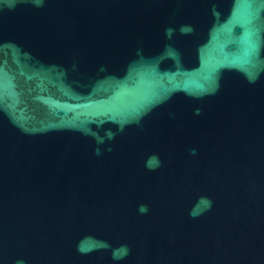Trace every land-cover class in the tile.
<instances>
[{
	"label": "water",
	"instance_id": "water-1",
	"mask_svg": "<svg viewBox=\"0 0 264 264\" xmlns=\"http://www.w3.org/2000/svg\"><path fill=\"white\" fill-rule=\"evenodd\" d=\"M0 264H264V0H0Z\"/></svg>",
	"mask_w": 264,
	"mask_h": 264
},
{
	"label": "clouds",
	"instance_id": "clouds-1",
	"mask_svg": "<svg viewBox=\"0 0 264 264\" xmlns=\"http://www.w3.org/2000/svg\"><path fill=\"white\" fill-rule=\"evenodd\" d=\"M194 153H195V150H193V154ZM155 159H156L155 157L150 158V160H155ZM201 203H206L208 205V207L211 206V201L207 200L206 198H201V200L197 202V205H195L193 210L190 212V215H192L193 217H195L197 215V209L199 208V205ZM139 211L142 213L147 212V206L141 205L139 208ZM122 249H123L124 253L126 254V252H127L126 246H122ZM114 258H122V257L118 256V255H114Z\"/></svg>",
	"mask_w": 264,
	"mask_h": 264
}]
</instances>
